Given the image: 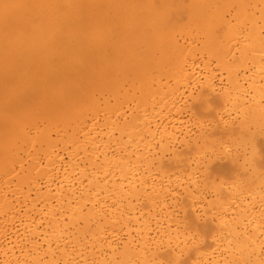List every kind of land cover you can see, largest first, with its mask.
<instances>
[{"label":"bare ground","instance_id":"6f19581e","mask_svg":"<svg viewBox=\"0 0 264 264\" xmlns=\"http://www.w3.org/2000/svg\"><path fill=\"white\" fill-rule=\"evenodd\" d=\"M0 264H264V0H0Z\"/></svg>","mask_w":264,"mask_h":264}]
</instances>
